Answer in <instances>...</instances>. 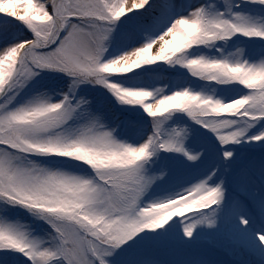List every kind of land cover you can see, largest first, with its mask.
<instances>
[{
	"label": "snow or ice",
	"instance_id": "snow-or-ice-1",
	"mask_svg": "<svg viewBox=\"0 0 264 264\" xmlns=\"http://www.w3.org/2000/svg\"><path fill=\"white\" fill-rule=\"evenodd\" d=\"M0 264H264V0H0Z\"/></svg>",
	"mask_w": 264,
	"mask_h": 264
},
{
	"label": "rangeland",
	"instance_id": "rangeland-1",
	"mask_svg": "<svg viewBox=\"0 0 264 264\" xmlns=\"http://www.w3.org/2000/svg\"><path fill=\"white\" fill-rule=\"evenodd\" d=\"M155 51H156V49H155V47H154V49H153V54H155Z\"/></svg>",
	"mask_w": 264,
	"mask_h": 264
},
{
	"label": "bare ground",
	"instance_id": "bare-ground-1",
	"mask_svg": "<svg viewBox=\"0 0 264 264\" xmlns=\"http://www.w3.org/2000/svg\"><path fill=\"white\" fill-rule=\"evenodd\" d=\"M132 2V0H129V3H131Z\"/></svg>",
	"mask_w": 264,
	"mask_h": 264
}]
</instances>
